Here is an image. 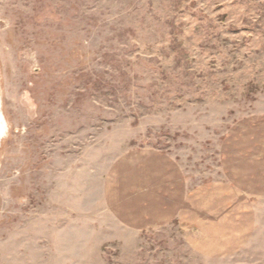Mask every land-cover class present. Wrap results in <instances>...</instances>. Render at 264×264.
I'll return each instance as SVG.
<instances>
[{
  "label": "rangeland",
  "instance_id": "rangeland-1",
  "mask_svg": "<svg viewBox=\"0 0 264 264\" xmlns=\"http://www.w3.org/2000/svg\"><path fill=\"white\" fill-rule=\"evenodd\" d=\"M0 264H264V0H0Z\"/></svg>",
  "mask_w": 264,
  "mask_h": 264
},
{
  "label": "bare ground",
  "instance_id": "bare-ground-1",
  "mask_svg": "<svg viewBox=\"0 0 264 264\" xmlns=\"http://www.w3.org/2000/svg\"><path fill=\"white\" fill-rule=\"evenodd\" d=\"M7 128L3 119V116L0 111V141L6 135Z\"/></svg>",
  "mask_w": 264,
  "mask_h": 264
}]
</instances>
